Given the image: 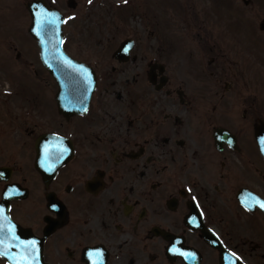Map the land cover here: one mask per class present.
Here are the masks:
<instances>
[{
    "label": "flooded vegetation",
    "instance_id": "af4514ba",
    "mask_svg": "<svg viewBox=\"0 0 264 264\" xmlns=\"http://www.w3.org/2000/svg\"><path fill=\"white\" fill-rule=\"evenodd\" d=\"M200 3L154 49L78 34L85 111L55 81L4 91L0 264H264V0Z\"/></svg>",
    "mask_w": 264,
    "mask_h": 264
},
{
    "label": "rangeland",
    "instance_id": "374dc122",
    "mask_svg": "<svg viewBox=\"0 0 264 264\" xmlns=\"http://www.w3.org/2000/svg\"><path fill=\"white\" fill-rule=\"evenodd\" d=\"M27 1L0 0L1 98L5 96L4 91H12L22 84L54 81L51 75L45 73L38 45L28 33L31 16L25 6ZM47 1L64 14V47L75 56L79 55V50L91 48L87 47V42L80 44L78 34L83 35L85 40H100L101 45L94 49L108 48V43H113L114 47L111 45L110 48L115 49L126 37H134L137 43L144 41L148 46L152 43L150 46L154 49V38L149 37L152 34L161 30L169 34L179 29L189 32L190 13L180 11L183 0H76L75 8L68 6V0ZM186 1L188 3L191 0ZM221 2L222 0H201L200 6L220 10ZM211 16L220 19L219 15ZM18 53L21 55L17 56ZM259 92L264 93V90ZM261 96L260 93L259 97ZM8 118L3 115L2 124Z\"/></svg>",
    "mask_w": 264,
    "mask_h": 264
},
{
    "label": "water",
    "instance_id": "95a60500",
    "mask_svg": "<svg viewBox=\"0 0 264 264\" xmlns=\"http://www.w3.org/2000/svg\"><path fill=\"white\" fill-rule=\"evenodd\" d=\"M76 4L75 0H68V6L74 8ZM25 5L32 17L28 31L38 43L43 64L59 84L57 94L59 106L62 108L74 105L72 102L65 103L62 98L65 93L76 90L79 92L78 98H82V103L75 105L78 110L85 111L95 90L96 76L90 66L73 58L65 51L63 14L51 7L46 0H28ZM130 43L131 41H124L120 50L129 51ZM256 138L264 155V139H262L264 135L259 131Z\"/></svg>",
    "mask_w": 264,
    "mask_h": 264
},
{
    "label": "snow or ice",
    "instance_id": "6c2138e0",
    "mask_svg": "<svg viewBox=\"0 0 264 264\" xmlns=\"http://www.w3.org/2000/svg\"><path fill=\"white\" fill-rule=\"evenodd\" d=\"M49 22H50V21H49ZM262 139H264V138H262ZM260 206H261V207H264V203H261ZM14 239H15V238H14ZM0 243H2V242H0ZM34 244H35V241L28 242V243H27V246H26V248H25V251L27 252L29 249H31V251L34 252V251H35V249H34V247H33ZM19 264H31V261H29V259H28L27 256H23V257L20 259Z\"/></svg>",
    "mask_w": 264,
    "mask_h": 264
}]
</instances>
